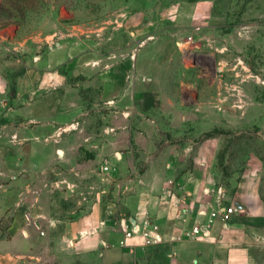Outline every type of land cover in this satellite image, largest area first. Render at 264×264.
I'll return each instance as SVG.
<instances>
[{"label": "rangeland", "instance_id": "rangeland-1", "mask_svg": "<svg viewBox=\"0 0 264 264\" xmlns=\"http://www.w3.org/2000/svg\"><path fill=\"white\" fill-rule=\"evenodd\" d=\"M61 45L82 98L80 122L62 133L78 135L70 149H84L89 171L46 175L40 193L53 214L69 218L94 192L113 195L116 182H103V161L85 149H194L193 163L224 174L264 170V0H0V65L15 78ZM118 64L133 82L125 104L95 81Z\"/></svg>", "mask_w": 264, "mask_h": 264}, {"label": "crops", "instance_id": "crops-1", "mask_svg": "<svg viewBox=\"0 0 264 264\" xmlns=\"http://www.w3.org/2000/svg\"><path fill=\"white\" fill-rule=\"evenodd\" d=\"M66 55L61 45L16 78L0 65V264H264V170L255 163L224 174L209 160L193 163L194 149H85L117 168L113 195L94 192L69 218L52 213L40 193L46 175L89 171L84 149H70L78 135L62 133L82 116ZM129 74L118 64L96 76L103 98L125 104ZM43 137L60 147L39 149ZM146 222L156 242L143 238ZM195 226L203 234L191 237ZM126 227L135 236L122 246Z\"/></svg>", "mask_w": 264, "mask_h": 264}, {"label": "built area", "instance_id": "built-area-1", "mask_svg": "<svg viewBox=\"0 0 264 264\" xmlns=\"http://www.w3.org/2000/svg\"><path fill=\"white\" fill-rule=\"evenodd\" d=\"M117 168L110 165L108 162H105L101 168H100V175L103 182H112L114 179V174L116 173ZM235 211L234 209H225L224 212L221 214L223 215L224 219L227 218L229 213H232ZM218 216V213H213L212 217L216 218ZM125 238L123 241H121L122 246H127V242L129 239L133 238L135 236V229H128L125 228ZM145 231L143 232L142 236L147 242H156L157 241V227L153 226L152 224L146 222L145 224ZM204 228L201 226H195L192 229L191 237H197L201 234H203Z\"/></svg>", "mask_w": 264, "mask_h": 264}]
</instances>
